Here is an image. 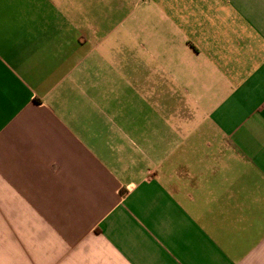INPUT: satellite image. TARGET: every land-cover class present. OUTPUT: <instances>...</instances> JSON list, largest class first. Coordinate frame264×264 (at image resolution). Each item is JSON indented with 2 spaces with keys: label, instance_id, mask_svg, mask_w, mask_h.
<instances>
[{
  "label": "crops",
  "instance_id": "0c3cea01",
  "mask_svg": "<svg viewBox=\"0 0 264 264\" xmlns=\"http://www.w3.org/2000/svg\"><path fill=\"white\" fill-rule=\"evenodd\" d=\"M0 264H264V0H0Z\"/></svg>",
  "mask_w": 264,
  "mask_h": 264
}]
</instances>
